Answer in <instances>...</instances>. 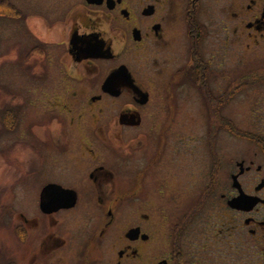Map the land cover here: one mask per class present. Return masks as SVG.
<instances>
[{"label": "flooded vegetation", "instance_id": "flooded-vegetation-1", "mask_svg": "<svg viewBox=\"0 0 264 264\" xmlns=\"http://www.w3.org/2000/svg\"><path fill=\"white\" fill-rule=\"evenodd\" d=\"M27 6L70 137L16 182L36 191L12 218L22 263L264 264V0Z\"/></svg>", "mask_w": 264, "mask_h": 264}, {"label": "rangeland", "instance_id": "rangeland-1", "mask_svg": "<svg viewBox=\"0 0 264 264\" xmlns=\"http://www.w3.org/2000/svg\"><path fill=\"white\" fill-rule=\"evenodd\" d=\"M8 1L23 13L29 11L27 0ZM17 18L20 19V16ZM26 22L28 20L25 18L12 21V18L0 17L1 122L3 123L2 113L4 109H14L18 112L12 130L6 127L4 129L0 124V205L9 206L16 204L15 201H17V204L20 205L18 210L21 208L34 209L36 191L33 188H28L25 182L21 187L16 188V182L25 176L26 171H40L44 177L51 175V170H55V167L52 166L55 165L54 162L49 160L45 163L43 160L51 154L59 156L64 154L70 137V128L68 126L65 129L62 127L63 122H68V116L64 115L62 110L65 108L56 106L62 111V115L59 116L53 111L54 109L51 111V100L53 101L54 98L51 99L47 95H42L41 91L45 88H39L46 83L47 86L49 85L50 80L47 76L52 77L51 73L56 70L54 66L42 64L41 57H29ZM32 59L37 61L32 69L36 65L34 68L38 70L39 63L42 66L45 79L42 80L41 85L37 84L36 80L32 82L29 74L26 77L25 71L20 69L24 68L29 73L26 63ZM251 92L253 97L264 96V84H257ZM244 104L246 102L241 97V106ZM169 134L170 131L167 138H169ZM236 143L226 135L225 148L227 150L237 145ZM240 144L242 145V143ZM6 214L2 211L0 215V264H22V261L25 262L26 259L16 254L15 250L20 247L17 246L13 231L11 232L14 214H10L9 217ZM241 259L245 260L244 255ZM234 261L239 262V258L234 259Z\"/></svg>", "mask_w": 264, "mask_h": 264}, {"label": "trees", "instance_id": "trees-1", "mask_svg": "<svg viewBox=\"0 0 264 264\" xmlns=\"http://www.w3.org/2000/svg\"><path fill=\"white\" fill-rule=\"evenodd\" d=\"M0 16L12 17V7L7 0H0Z\"/></svg>", "mask_w": 264, "mask_h": 264}]
</instances>
